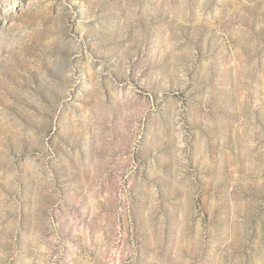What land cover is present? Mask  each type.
Returning a JSON list of instances; mask_svg holds the SVG:
<instances>
[{"label": "rangeland", "instance_id": "1", "mask_svg": "<svg viewBox=\"0 0 264 264\" xmlns=\"http://www.w3.org/2000/svg\"><path fill=\"white\" fill-rule=\"evenodd\" d=\"M0 264H264V0H0Z\"/></svg>", "mask_w": 264, "mask_h": 264}]
</instances>
